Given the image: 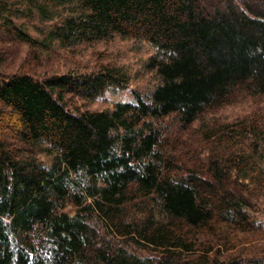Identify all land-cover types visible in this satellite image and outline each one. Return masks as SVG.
Returning a JSON list of instances; mask_svg holds the SVG:
<instances>
[{
    "label": "trees",
    "instance_id": "trees-1",
    "mask_svg": "<svg viewBox=\"0 0 264 264\" xmlns=\"http://www.w3.org/2000/svg\"><path fill=\"white\" fill-rule=\"evenodd\" d=\"M50 1L70 14L49 39L143 40L156 49L145 67L159 84L111 110L71 112L65 96L98 97L122 87L124 74L105 67L41 81L0 77V116L12 118L29 150L0 137V264H264L217 257L235 242L224 231L259 228L249 209L264 192V113L214 129L201 166L176 169L161 145L167 117L185 128L205 111L264 97V0ZM6 11L2 3L5 34L32 44ZM136 196L149 200L140 224L124 219ZM132 244L151 253L142 257Z\"/></svg>",
    "mask_w": 264,
    "mask_h": 264
},
{
    "label": "rangeland",
    "instance_id": "rangeland-1",
    "mask_svg": "<svg viewBox=\"0 0 264 264\" xmlns=\"http://www.w3.org/2000/svg\"><path fill=\"white\" fill-rule=\"evenodd\" d=\"M2 3L7 7L4 19L8 18L12 25L23 29L32 44L6 35L3 26L7 22L0 16V77L27 74L41 81L60 74L97 73L105 67H111L124 74L125 84L122 87H107L98 97L82 99L77 96H65L63 104L71 112L111 110L115 102L132 101L133 92L145 97L159 84V78L145 67L148 58L156 53V49L147 42L114 35L109 39L89 44L61 43L49 39L47 35L60 19L70 14L68 8H63L62 3L50 0H0V5ZM37 5L45 6L53 17L43 18ZM255 111L264 113V97H243L229 105L205 111L185 128L176 122L174 116L167 117L161 121L163 151L178 161L174 166L178 170L201 166L212 147L207 138L212 135L214 129L224 123L244 119ZM11 119L8 116H0V137L9 146L27 154L28 148L17 141V125ZM37 157L45 162L49 160V157L43 155ZM260 165L264 170V160ZM130 199V204L125 206L128 215L124 219L140 224L149 208V200L138 196ZM64 211L73 214L75 209L67 205ZM249 213L259 226L258 230L240 234L224 231V236L235 242L231 249L222 252L218 258H235L241 261L254 256L264 258V192L255 201V206L249 209ZM129 247L142 257L151 253L149 249L136 244ZM222 248L223 246L220 250Z\"/></svg>",
    "mask_w": 264,
    "mask_h": 264
}]
</instances>
